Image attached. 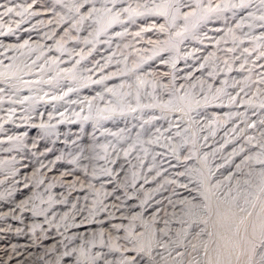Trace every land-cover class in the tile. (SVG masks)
<instances>
[{"label": "rangeland", "instance_id": "rangeland-1", "mask_svg": "<svg viewBox=\"0 0 264 264\" xmlns=\"http://www.w3.org/2000/svg\"><path fill=\"white\" fill-rule=\"evenodd\" d=\"M65 2L70 3V0ZM184 2L195 8L196 0ZM232 2L239 3V0ZM128 3L135 7L136 0H125L117 7H126ZM202 3L206 6L208 0H202ZM217 3H221V0H212L213 5ZM28 4L31 5L29 12L35 15L25 14L20 17L12 14L0 17V33H3L0 34L1 63L7 64L13 57H21L24 64L32 69V73L25 74L23 80H30L34 75L42 73L41 65L45 68L43 74L52 77L56 66L51 64L53 59H58L59 68L56 70L59 71L72 68L75 61L80 59L81 50L86 58L76 66L75 80L60 77L56 86L50 88L46 85L37 89L38 93L35 94H30L25 88H16L10 79L0 80V89H3L0 91V247L8 249L7 258L0 260V264H41L40 257L51 262L64 251L65 244L69 248H79L81 244L87 247V241H94L93 253H108L106 247H101L100 233H104L106 243L111 242L116 235L122 236L123 233H116L112 225H126L128 221L125 217L141 211L140 204L145 193L152 196L149 201L152 207L148 208L145 215L150 214L152 208L157 207L156 201L171 195L173 186L165 185L168 190L157 192L158 184L184 170L183 163L178 162L167 148L161 146L166 143L164 140L161 144H145L144 147L148 148L147 157H144L139 144L127 159L123 155V150L135 140L137 133H141L140 138L144 141L151 138L156 128H160L164 136L175 135V128L171 133L164 131L169 126L166 119L154 120L141 129L140 125L145 120L161 115L159 109L145 108L142 112L127 116L116 115L100 120L99 124L96 122L97 107L103 108L108 99L115 100L105 92V88L117 86L122 81H134V76H121L119 72L125 66L132 68L142 57L146 59L153 56L154 45L149 43L150 40L163 41L167 38L166 34H159L155 29L141 33L140 37L135 34L153 24L158 26L164 20L154 16L137 17L135 22L125 20L110 28L106 35H101L95 50L88 54L92 45H85L83 40L88 36L89 29L85 28L79 33L72 29L73 19L63 4L56 0H0V5L17 10L18 6ZM257 5L258 0H253L250 9H236L235 15L233 11H226L205 21L206 30L197 32L199 39L189 38L180 44L175 69L162 62L176 55L174 52H162L152 59H146L140 69L141 74L152 73L155 77L162 78L164 83H168L174 74L176 85L184 84L187 87L189 81L185 77L191 74L193 81H204L205 88L207 84H211L213 91L217 88L224 89L219 100H214L193 113L198 122L193 130L197 133L200 154H210L209 163L213 165V171H216V165H223L216 172L217 179H223L229 172L235 171V164L240 163L241 157H233V151H239L244 146L247 154V149L251 146L246 143L245 138L259 137V121L264 119V109L259 107L260 100L264 97L254 95L257 85L253 83L250 89L245 88L247 95L240 92L245 78L249 76L248 69H252V81H256L258 75L264 73V67H261L264 65V58L257 59L259 52L264 51V48H257V45L264 42L256 39L264 34V27L260 26L258 20L253 21L248 17V12H255ZM189 10L191 9H182ZM3 11L0 8V13ZM61 16L65 20L58 22ZM242 20L243 24L237 28ZM182 23L178 21V24ZM66 32L79 39H70L65 36ZM117 32L123 35L116 36ZM233 33L237 38L235 43ZM62 37L66 49L63 53L56 50L57 42ZM189 41L192 44L186 45ZM233 48L235 51H229ZM245 48L249 49L250 55L244 53ZM253 48L257 50L252 51ZM202 64L203 68L200 67ZM241 64H244V69H241ZM209 73L213 75L209 76ZM112 74L116 75L103 83L93 84L88 79L100 80L101 77ZM69 87L78 90L63 99H53L62 96ZM143 91L150 92L151 88ZM97 93H103L105 100L94 101L92 116L85 120L83 117L88 115V108L81 101L90 100ZM230 96L236 98L234 103L230 102ZM160 98L167 99V96L161 95ZM249 99L253 104L246 103ZM132 102L135 103L134 100ZM150 102L151 97L142 95V104ZM253 122L258 126L256 129L248 127ZM41 124L50 127L43 129ZM121 129L126 130L123 134L125 139L117 142L109 133H117ZM102 145H109V161L115 160V163L97 158V154L104 155ZM111 145H115V151ZM213 151L214 157L211 155ZM255 151L258 149L254 148L253 152ZM186 154L185 148L182 155ZM229 158L232 163L226 164L225 161ZM73 160L74 163L70 162ZM102 167L112 169L118 177L101 174ZM94 170L96 176L92 175ZM156 171H160L161 175L155 177ZM133 172L138 174L136 186L129 187L125 195L124 189H116V185L124 181L132 183ZM145 177L149 183H144ZM180 179L186 182L185 178ZM97 190L101 193L99 197L96 195ZM176 190L184 196L188 195L182 189ZM105 193L108 195L105 196ZM98 199L103 200L107 211H95L90 215L94 202ZM53 247H56L57 252L45 256V252ZM118 257V253H108L107 256L110 260Z\"/></svg>", "mask_w": 264, "mask_h": 264}, {"label": "snow or ice", "instance_id": "snow-or-ice-1", "mask_svg": "<svg viewBox=\"0 0 264 264\" xmlns=\"http://www.w3.org/2000/svg\"><path fill=\"white\" fill-rule=\"evenodd\" d=\"M56 2L63 4L73 19L72 29L77 33L85 28L89 29L88 36L83 40L85 45H92L88 54L95 50L99 37L106 35L114 25L122 24L125 20L135 22L137 17L163 18L164 23L142 28L135 35L140 37L141 33L153 29L159 34H166L167 38L163 41H149L150 44L154 45L153 56L146 59H152L162 52H174L176 55L162 60L163 63L170 65L173 69H175L179 59L180 44L189 38L199 39L197 31L203 22L213 16H220L226 11H233V15H235L236 9L245 10L253 6V0H239V3H234L232 0H221V3L215 5L212 4V0H208L206 6L202 0H196L195 8L186 4L184 0H136L135 7L132 3H128L126 7H117L118 4H123L125 0H70V3L65 2V0H56ZM18 7L19 10L0 5V8L4 9L0 13V17L12 14L20 17H24L25 14L35 15V13L29 12L30 4ZM184 8L191 10L182 11ZM248 17L253 21L258 20L260 26L264 27V0H258L255 12L249 11ZM64 20L65 17L61 16L58 22ZM178 21L183 23L178 24ZM242 24L243 20L241 24L237 25V28L241 27ZM251 26L249 25V27ZM173 29L176 30L173 31ZM229 32L232 30L229 29ZM115 35L121 36L123 33L117 32ZM65 36H69V33L66 32ZM69 38L79 39L78 36H69ZM236 39L233 33L234 43ZM256 39L264 42V34ZM257 48H264V43L257 45ZM257 48H253L252 51H256ZM56 50L61 53L66 51L63 37L61 41L57 42ZM229 51H235V49H229ZM243 51L249 53L248 48ZM79 55L80 59L75 61L72 68L59 69L55 77L49 78V82L56 80L59 83L61 72L70 75L75 80L76 66L86 58L83 50ZM260 58H264V51L259 52L257 59ZM146 59L142 57L132 68L125 66L119 72L121 76H134V81H122L117 86L105 88V92L114 97L115 100L108 99L103 108L97 107L96 122L99 124L100 120H107L116 115L127 116L142 112L145 108L159 109L161 115L151 116L145 120L140 125L141 129H144L145 124H151L154 120L166 119L169 126L164 131L171 133L172 129L175 128L177 130L175 135L164 136V132L160 128H156L151 138L144 141L140 138L141 133H137L135 140L129 144L127 149L123 150V155L127 159L139 144L144 157H147L148 148L144 145L161 144V141L164 140L166 143L161 146L167 148L178 162L183 163L184 170L177 172L171 179L165 178L163 183L158 184L157 192L168 190L165 185L173 186L171 195L166 199L156 201L157 207L152 208L150 214L145 215L148 208L152 207L149 204L152 196L145 193V198L140 204L141 211L133 213L130 217H125L128 221L126 225H112V229L116 233H123L122 236L116 235L111 242L106 243L104 233H100L101 247H106L108 253H118L119 257L116 260L108 259V253L105 252L93 253L92 249L95 247V243L94 241H87V247L85 244H81L79 248H69L65 244L64 251L60 252L54 261L50 262L44 257H40L41 264H264V119L259 121V137L247 136L245 138L246 143L251 146L247 149V154H245L244 146H241L239 151H233V157H241L240 163L235 164V171L229 172L223 179H217L216 172L223 165H216V171H213V165L209 163L210 154H200V149L197 147V133L193 130V126L198 122L193 113H197L200 108L206 107L210 102L219 100L224 89L217 88L213 91L211 84H207V88H205V82L193 81L191 74L185 77L189 81L187 87L184 84L177 86L174 74L168 83H164L162 78H157L152 73L146 75L140 73ZM245 63H247V58H245ZM51 64L59 68L58 59H53ZM28 67L25 65V68ZM200 67L203 68L204 65L202 64ZM240 67L244 69V64H241ZM20 71L22 70L14 68L13 65H8L4 67L3 71H0V77L5 80L19 78L18 73ZM40 71L42 73L45 71L43 65H41ZM229 71H231L230 67ZM248 71L249 76L245 78V84L240 88V92H245V88L250 89L254 83L257 85L254 95L264 97V73L259 74L256 81H252V69H248ZM113 75L116 74L103 76L100 80H91L90 77L88 79L91 83L97 84L112 79ZM212 75L209 73V76ZM225 83L227 82L225 81ZM148 87L151 88V91L145 93L143 90ZM125 88L128 90L124 91ZM77 90V88L69 87L62 96L53 97V99H63L64 96ZM142 95L151 97V102L142 104ZM161 95H166L167 99L160 98ZM229 99L233 103L236 100L232 96ZM96 100L104 101L105 95L97 93L92 99L81 101L82 104L86 103L88 108V115L84 116L83 119L91 118ZM133 100L135 101L134 104ZM246 103L251 105L253 101L249 99ZM259 107L264 109V99L260 100ZM76 115L79 116L78 113ZM49 119H51V115ZM182 125L184 126L182 127ZM40 127L47 129L50 126L41 124ZM248 127L256 129L258 126L253 122ZM125 131V129H121L120 132L109 133V135L115 137L119 142L125 139L123 135ZM9 139L12 138L9 137ZM204 139L207 140V137ZM101 147L104 155L97 154V158L115 163V160L109 161V145H102ZM111 147L114 151L116 150L115 145H111ZM185 148L187 154L182 155ZM254 148L258 151L253 152ZM211 155L214 157L215 151ZM137 158L140 159V157ZM190 161L193 163H189ZM70 162L74 163L75 160ZM225 163H232V159L229 158ZM141 166H143L142 159ZM85 172H87V168H85ZM100 173L109 177H118V174H114L112 169L106 167H102ZM92 175H97L95 170ZM137 175L136 172H133V182L118 183L116 189H124V194L127 195L129 187L135 188ZM160 175V171H156L155 177ZM181 177L185 178L186 182H183ZM111 182L110 180L109 183ZM149 182L145 177L144 183ZM101 187L103 188V185ZM177 188L186 191L188 195L184 196L177 192ZM100 194V190H97V197ZM106 195L108 194L105 193ZM116 198L119 199L118 196ZM95 211H107L103 200L98 199L94 202V209L90 215L94 214ZM33 232H35V227ZM121 240L123 243H120ZM56 252V247H53L45 252V256H50Z\"/></svg>", "mask_w": 264, "mask_h": 264}, {"label": "bare ground", "instance_id": "bare-ground-1", "mask_svg": "<svg viewBox=\"0 0 264 264\" xmlns=\"http://www.w3.org/2000/svg\"><path fill=\"white\" fill-rule=\"evenodd\" d=\"M205 23L206 22H203L200 25V27L198 29L199 32H203L206 30ZM191 44H192V41H189L186 45H191ZM8 65H13L14 68H18V69L22 70L18 73L19 78H11L10 80L16 86V88H25L26 90L29 91L30 94L38 93L37 89L44 87L46 85H49V87L52 88V87L56 86V84H57L56 80H52L51 82H49L50 77L46 76L43 73H39V74L34 75L33 78L30 80H23V76L25 74H31L32 69L31 68H25V64H24L22 58L19 56H16V57H13L12 59H10L7 64H3L0 62V71H3L4 67L8 66ZM54 69H55V72H54V75L52 77H55L56 73L58 72L56 70L57 69L56 66H54ZM60 77H69L70 79H72L70 75L62 73V72L60 73ZM2 79H4V78L0 77V80H2ZM32 89H35V90H32ZM7 251H8V249H4V247H2V248L0 247V260L7 258V256H8Z\"/></svg>", "mask_w": 264, "mask_h": 264}]
</instances>
